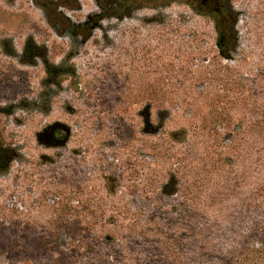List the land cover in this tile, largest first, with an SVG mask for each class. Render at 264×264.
Returning <instances> with one entry per match:
<instances>
[{
	"label": "flooded vegetation",
	"instance_id": "1",
	"mask_svg": "<svg viewBox=\"0 0 264 264\" xmlns=\"http://www.w3.org/2000/svg\"><path fill=\"white\" fill-rule=\"evenodd\" d=\"M4 6L0 194L2 186L10 184L5 189L11 194L13 218H28L34 208L48 207L49 202L59 210L57 217L66 207L78 217L101 207L142 212L147 207L186 208L193 187L191 182L184 191L182 183L191 165L178 158L182 136L167 132L174 102L168 98L175 92L161 89L156 64L161 35L151 36V27L144 23L170 7L171 15L191 28L186 35H176L188 42L182 47L201 49L211 71L221 72L227 70L221 68L222 60L242 61L236 59L241 54L236 0H9ZM35 14L41 25L31 29L29 17ZM144 31L156 48L153 42H143ZM115 35L128 39L122 46L128 89L119 93L139 98L138 137L128 129L125 106L122 111L88 105L81 91V63L88 50L114 46ZM169 45L176 50L175 41ZM172 56L176 59L175 51ZM17 65L26 68V79L40 75V88L29 81L18 93ZM94 93L90 90L89 97L102 101ZM5 173L9 177L3 179ZM163 195L179 203L166 206ZM146 201L154 202L147 206Z\"/></svg>",
	"mask_w": 264,
	"mask_h": 264
},
{
	"label": "rangeland",
	"instance_id": "2",
	"mask_svg": "<svg viewBox=\"0 0 264 264\" xmlns=\"http://www.w3.org/2000/svg\"><path fill=\"white\" fill-rule=\"evenodd\" d=\"M4 3L9 0H0L6 9ZM236 7L241 47L236 59L242 61L222 60L227 70L216 73L201 49L182 47L188 42L176 35L191 28L170 7L144 23L151 36L161 35L160 48L146 36L148 30L143 42H153L159 53L161 89L175 92L168 98L175 104L167 132L182 136L177 153L191 165L182 185L185 191L192 182V202L144 212L91 208L79 217L69 207L57 217L59 210L49 202L15 220L8 184L0 194V264H264V0H236ZM36 14L29 17L31 29L41 25ZM127 40L115 35L114 46L89 49L80 83L88 105L125 106L128 129L138 137L139 98L119 93L128 89L122 49ZM15 72L18 93L29 81L40 88V75L26 79L21 65ZM90 90L102 101L89 97ZM2 94L0 85V99ZM162 198L166 206L179 203Z\"/></svg>",
	"mask_w": 264,
	"mask_h": 264
}]
</instances>
